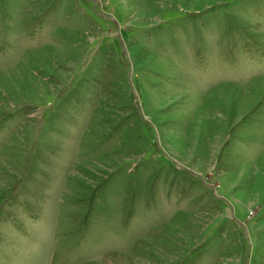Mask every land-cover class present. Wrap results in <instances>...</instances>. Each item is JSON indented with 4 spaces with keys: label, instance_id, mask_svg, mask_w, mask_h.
<instances>
[{
    "label": "rangeland",
    "instance_id": "374dc122",
    "mask_svg": "<svg viewBox=\"0 0 264 264\" xmlns=\"http://www.w3.org/2000/svg\"><path fill=\"white\" fill-rule=\"evenodd\" d=\"M0 264H264V0H0Z\"/></svg>",
    "mask_w": 264,
    "mask_h": 264
}]
</instances>
